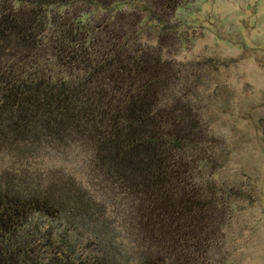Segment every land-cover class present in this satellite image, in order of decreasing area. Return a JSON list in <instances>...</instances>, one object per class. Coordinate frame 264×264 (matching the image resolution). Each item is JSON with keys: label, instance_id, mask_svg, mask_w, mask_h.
I'll use <instances>...</instances> for the list:
<instances>
[{"label": "trees", "instance_id": "trees-1", "mask_svg": "<svg viewBox=\"0 0 264 264\" xmlns=\"http://www.w3.org/2000/svg\"><path fill=\"white\" fill-rule=\"evenodd\" d=\"M192 1L0 0V264H213L241 193L212 180L209 60L172 57ZM73 149L113 208L46 162Z\"/></svg>", "mask_w": 264, "mask_h": 264}, {"label": "rangeland", "instance_id": "rangeland-1", "mask_svg": "<svg viewBox=\"0 0 264 264\" xmlns=\"http://www.w3.org/2000/svg\"><path fill=\"white\" fill-rule=\"evenodd\" d=\"M175 18L184 21L186 38L175 61L182 68L210 64L200 72L199 94L204 123L222 145L212 180L241 193L220 229L213 264H264V0H194ZM46 162L66 166L112 207L115 194L97 185L84 152Z\"/></svg>", "mask_w": 264, "mask_h": 264}]
</instances>
